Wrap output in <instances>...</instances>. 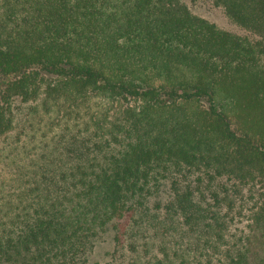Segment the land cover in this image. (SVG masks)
<instances>
[{
	"label": "trees",
	"instance_id": "16d2710c",
	"mask_svg": "<svg viewBox=\"0 0 264 264\" xmlns=\"http://www.w3.org/2000/svg\"><path fill=\"white\" fill-rule=\"evenodd\" d=\"M0 0V264H264V0Z\"/></svg>",
	"mask_w": 264,
	"mask_h": 264
},
{
	"label": "rangeland",
	"instance_id": "374dc122",
	"mask_svg": "<svg viewBox=\"0 0 264 264\" xmlns=\"http://www.w3.org/2000/svg\"><path fill=\"white\" fill-rule=\"evenodd\" d=\"M193 15H196L209 23L214 24L220 30L226 31L233 35L241 37H249L257 39L253 36H249L244 30L230 22L223 14V12L212 4L211 0H181ZM264 42V39H263Z\"/></svg>",
	"mask_w": 264,
	"mask_h": 264
}]
</instances>
